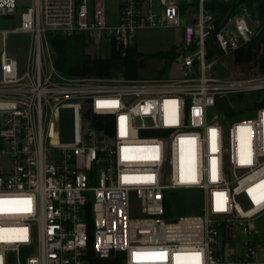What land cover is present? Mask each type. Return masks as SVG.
<instances>
[{
  "label": "built area",
  "instance_id": "built-area-1",
  "mask_svg": "<svg viewBox=\"0 0 264 264\" xmlns=\"http://www.w3.org/2000/svg\"><path fill=\"white\" fill-rule=\"evenodd\" d=\"M197 1L181 26L176 0H118L114 23L105 0H0V17L18 14L0 29V264H88L89 246L119 264H264V75L211 78L214 15ZM261 27L241 5L215 34L221 56ZM170 29L179 78L69 77L47 42L83 35L123 53L138 32ZM14 34L30 38L23 65L7 52ZM254 94L252 115L239 113ZM188 191L202 215L166 217Z\"/></svg>",
  "mask_w": 264,
  "mask_h": 264
},
{
  "label": "trees",
  "instance_id": "trees-1",
  "mask_svg": "<svg viewBox=\"0 0 264 264\" xmlns=\"http://www.w3.org/2000/svg\"><path fill=\"white\" fill-rule=\"evenodd\" d=\"M244 5L253 10L261 22V29L250 40L232 52L235 66H245L251 64L258 69V73L264 75V0H206L203 2V9L214 15L215 29L205 41L206 60L211 61L215 57L221 56V52L215 45V34L220 29L223 22L234 15L237 9ZM198 6L197 0L181 3L180 10L184 13L186 9ZM88 39L83 35L62 37L49 34L47 42L51 49V60L54 69L66 76L82 79H138L139 60L143 55L138 52L135 45L128 46L123 53L115 48L114 43L109 45V53L105 57H91L83 53L84 47L88 44ZM193 48V47H192ZM178 50L170 48L168 51L152 54L151 57L163 62V67L159 75L154 79H163V75L168 71L172 62L176 58ZM94 125L99 128L103 123L108 122L107 117L94 116ZM178 207V205H176ZM181 207V205L179 206ZM166 217L172 216V209L167 205L164 209ZM88 223L90 221L88 219ZM85 258L88 264H119L115 260H98L89 246Z\"/></svg>",
  "mask_w": 264,
  "mask_h": 264
},
{
  "label": "rangeland",
  "instance_id": "rangeland-1",
  "mask_svg": "<svg viewBox=\"0 0 264 264\" xmlns=\"http://www.w3.org/2000/svg\"><path fill=\"white\" fill-rule=\"evenodd\" d=\"M191 1V0H190ZM228 1V0H221ZM118 0H105V11L107 19L110 23H114L117 15ZM153 4L157 5V0H152ZM178 4L188 2L186 0H176ZM27 4V1L23 2ZM24 10V7L21 11ZM185 22L181 20L180 25L184 23H192L196 17L194 8H189L184 11ZM18 24V14L15 17H0V29H10ZM256 26L255 22H252ZM182 34L180 29L170 30H147L136 34L134 41L135 47L143 57L139 60L138 79H154L156 78L162 67L161 60L151 57L152 54L168 51L170 48L180 50L182 48ZM88 44L84 47L83 53L91 57H105L109 53V45L103 41L87 40ZM7 52L17 60L19 65H23L27 51L30 45V38L28 35H9L6 42ZM209 74L211 78L230 80L238 78H246L258 75L257 67L251 64L235 66L233 63L232 54L219 56L210 61ZM183 72L175 61L172 62L170 68L163 75V78H179ZM259 95H245L235 103L236 110L241 114L250 112L251 108L255 106V101ZM252 112L247 113L246 116H251ZM176 198L179 200L181 207L175 206L173 202L172 216H189L202 215L203 199L197 192H177ZM176 199V200H177ZM255 226L260 231L259 240L264 241V217H259L255 220ZM233 253L236 255L242 252L238 244L233 248Z\"/></svg>",
  "mask_w": 264,
  "mask_h": 264
},
{
  "label": "snow or ice",
  "instance_id": "snow-or-ice-1",
  "mask_svg": "<svg viewBox=\"0 0 264 264\" xmlns=\"http://www.w3.org/2000/svg\"><path fill=\"white\" fill-rule=\"evenodd\" d=\"M249 162H250V161H249ZM158 255L163 256L164 254H163V253H159Z\"/></svg>",
  "mask_w": 264,
  "mask_h": 264
},
{
  "label": "bare ground",
  "instance_id": "bare-ground-1",
  "mask_svg": "<svg viewBox=\"0 0 264 264\" xmlns=\"http://www.w3.org/2000/svg\"><path fill=\"white\" fill-rule=\"evenodd\" d=\"M261 186H263V187H264V182H263V184H262Z\"/></svg>",
  "mask_w": 264,
  "mask_h": 264
}]
</instances>
